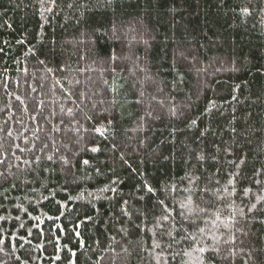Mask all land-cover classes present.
<instances>
[{
  "label": "trees",
  "instance_id": "obj_1",
  "mask_svg": "<svg viewBox=\"0 0 264 264\" xmlns=\"http://www.w3.org/2000/svg\"><path fill=\"white\" fill-rule=\"evenodd\" d=\"M0 264H264V0H0Z\"/></svg>",
  "mask_w": 264,
  "mask_h": 264
},
{
  "label": "snow or ice",
  "instance_id": "obj_2",
  "mask_svg": "<svg viewBox=\"0 0 264 264\" xmlns=\"http://www.w3.org/2000/svg\"><path fill=\"white\" fill-rule=\"evenodd\" d=\"M97 131L99 132L100 130L99 129H97ZM101 135H103V133L101 132ZM92 151H97V149H92ZM85 164H87L88 163V161H85L84 162ZM150 192L152 191V189L151 188H149L148 189ZM164 219H167V217H165ZM201 251H203V249H201Z\"/></svg>",
  "mask_w": 264,
  "mask_h": 264
}]
</instances>
